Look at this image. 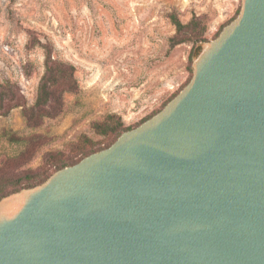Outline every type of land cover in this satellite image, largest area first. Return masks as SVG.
<instances>
[{
  "label": "water",
  "instance_id": "1",
  "mask_svg": "<svg viewBox=\"0 0 264 264\" xmlns=\"http://www.w3.org/2000/svg\"><path fill=\"white\" fill-rule=\"evenodd\" d=\"M110 147L0 201V264H264V0Z\"/></svg>",
  "mask_w": 264,
  "mask_h": 264
},
{
  "label": "rangeland",
  "instance_id": "2",
  "mask_svg": "<svg viewBox=\"0 0 264 264\" xmlns=\"http://www.w3.org/2000/svg\"><path fill=\"white\" fill-rule=\"evenodd\" d=\"M239 10L241 0H0V85L15 82L28 104L35 103L46 70L39 41L76 67L80 85L78 93L64 95L63 113L36 131L22 108L0 117V166L27 149L10 142L8 131L52 139L24 166L38 170L48 152L68 151L83 134L103 140L92 124L109 114L133 126L160 110L193 76L196 48H170L176 33L170 15L184 23L202 17L210 42Z\"/></svg>",
  "mask_w": 264,
  "mask_h": 264
},
{
  "label": "trees",
  "instance_id": "3",
  "mask_svg": "<svg viewBox=\"0 0 264 264\" xmlns=\"http://www.w3.org/2000/svg\"><path fill=\"white\" fill-rule=\"evenodd\" d=\"M236 17L227 22L223 29ZM170 20L176 27V33L169 40L171 49L186 43L196 47L199 44L209 42L206 37L208 23L202 17L194 16L188 23H184L177 13H172ZM220 33L217 34V37ZM39 44L46 51V70L39 83L35 103L33 105L28 104L26 97L20 94L15 82L7 81L0 85V117H7L13 110L22 108L27 127L34 131L40 129L46 119H55L63 113L64 95L66 93H78L80 91L76 67L69 62L55 59L53 48L48 43L43 44L39 41ZM180 92L174 94L160 110L136 125L127 126L122 117L117 114H109L104 120L94 122L92 129L95 134L103 137V140L96 141L83 134L77 142L70 145L68 151L48 152L45 155L44 164L38 170L25 169L24 166L29 164L42 147L50 143L52 139L40 133L18 135L9 131L6 132L5 136L10 142L24 143L27 145V149L18 157L9 159L5 165L0 166V201L24 189L41 185L48 181L54 173L76 165L84 158L110 147L123 133L154 117Z\"/></svg>",
  "mask_w": 264,
  "mask_h": 264
}]
</instances>
